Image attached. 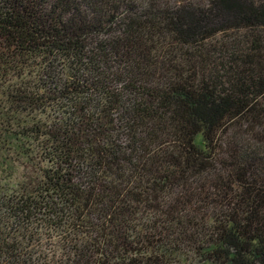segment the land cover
<instances>
[{"label":"trees","instance_id":"trees-1","mask_svg":"<svg viewBox=\"0 0 264 264\" xmlns=\"http://www.w3.org/2000/svg\"><path fill=\"white\" fill-rule=\"evenodd\" d=\"M0 95V264H264V0H0Z\"/></svg>","mask_w":264,"mask_h":264},{"label":"rangeland","instance_id":"rangeland-1","mask_svg":"<svg viewBox=\"0 0 264 264\" xmlns=\"http://www.w3.org/2000/svg\"><path fill=\"white\" fill-rule=\"evenodd\" d=\"M36 124L37 120L32 121L29 117L8 110L0 95V203L5 199L2 204L6 202V197L19 195L27 175L33 172L31 165H39L38 150L24 131ZM195 143L202 147L200 135L195 138ZM184 264L197 263L189 259Z\"/></svg>","mask_w":264,"mask_h":264}]
</instances>
